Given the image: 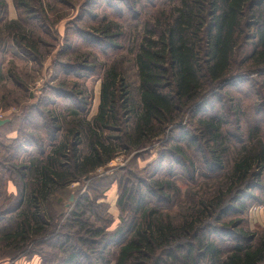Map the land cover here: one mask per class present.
Returning a JSON list of instances; mask_svg holds the SVG:
<instances>
[{"label":"trees","instance_id":"obj_1","mask_svg":"<svg viewBox=\"0 0 264 264\" xmlns=\"http://www.w3.org/2000/svg\"><path fill=\"white\" fill-rule=\"evenodd\" d=\"M34 1L15 5L30 14L34 2L45 15L43 0ZM73 1L58 3L71 10L80 4L76 18L90 12L92 0ZM103 7L109 13L91 34L102 56L105 47L118 51L130 43L137 99L122 93L124 71L113 62L90 122L74 119L86 113L85 103L68 105L71 128L61 141L60 118L53 115L45 114L38 128L45 137L21 141L17 132L13 161L19 152L24 157L0 164L17 191L11 204L0 202V245L14 255L7 257L31 260L45 245L60 257L43 264H264V229L251 232L247 220L251 207L264 203V0H104ZM143 19L142 33L132 39L124 24L136 22L135 30ZM224 88L236 96L221 97ZM82 136L87 153L80 149ZM154 143L163 150L147 176L117 181L118 226L109 229L114 220L106 206L84 194L61 227L68 233H55L48 215L55 195L120 152L138 156ZM198 177L214 180L210 196L194 191ZM175 180L191 185L183 197ZM4 187L0 179V195ZM176 202L174 217L165 211ZM97 208L105 210L103 217Z\"/></svg>","mask_w":264,"mask_h":264},{"label":"rangeland","instance_id":"obj_2","mask_svg":"<svg viewBox=\"0 0 264 264\" xmlns=\"http://www.w3.org/2000/svg\"><path fill=\"white\" fill-rule=\"evenodd\" d=\"M16 1L0 0V121H10L12 125L8 124L13 126L11 128H15L17 132L20 131L21 141H28L31 137L32 139L33 137L34 139L45 137L44 132L38 129L45 123V114L60 118L61 141L68 129L71 128L72 116L69 106L83 107L85 103L86 113L80 110L78 117L74 119H84V121L90 122L98 111L105 70L109 69L113 62L121 64L124 71L122 93L128 92L130 97L137 99L138 79L133 64L134 52H127L130 43H126V46L122 44L124 48L118 51L105 47V56H102L97 48L99 44L91 34L90 27L99 25L102 17L109 13L107 8L103 7L104 0H92L89 5L86 4L90 14L81 17L82 19L76 18L80 4L71 10L58 3L60 0H43L46 11V14L43 15L34 0L32 8L36 12L30 14H24L18 10L15 5ZM79 1L74 0L73 3H80ZM46 16L47 21L45 20ZM148 17V14H145V19ZM145 19L141 24H137L138 27L135 30L131 25L136 22L124 24L127 31H132V39L137 33H142ZM13 22H16L19 29H14ZM86 33L91 37L82 35ZM23 35H25L24 42L21 41ZM29 45L32 47L27 50ZM244 87L245 85H242V89ZM59 88L64 90L60 91ZM222 90L221 97L236 96L235 91L231 88ZM72 92L79 95L74 96ZM80 100L83 103H79ZM217 100L218 98L212 102L216 107L218 106ZM188 124V121L184 120L182 126L185 131L190 132ZM8 128L11 129L10 127L6 129ZM82 139L80 149L83 153H87L84 136ZM162 146L160 143H154L142 150L143 153L138 156L135 153L126 156L120 152L113 161L96 170L87 179L83 178L82 181L71 184L65 191L55 195L48 209L52 226L56 227L55 233H68L67 229H61V227L67 223V216L84 194H88L91 198L97 197L96 200H98L95 201L97 206H106L107 213L114 220L113 226L109 229L113 230L118 226L120 216L116 209V201L121 195L117 184L119 177L133 174L137 178H145L150 169L154 167L153 164L159 158V154L162 153ZM13 147L12 141L0 136V164L15 165L21 161L24 157L23 152H19L13 161ZM200 152L204 155L205 148L200 149ZM3 159L8 162H4ZM175 169L177 170V168ZM0 179L6 184V187L2 189L0 202L11 204L17 197L16 188L11 182L7 184L8 176L6 174H0ZM218 179L222 180L223 178L219 177ZM175 181L183 197L187 186L191 187V185L185 181ZM197 181H199L197 186L192 187L201 197L210 196L217 186L214 180L204 181L202 177H198ZM102 193L103 198L99 197ZM179 199L183 200L181 197ZM176 206L177 202L175 207L167 209L165 212L174 217L177 216ZM254 207H251L248 216ZM95 211L102 217L104 216L103 208H97ZM87 220L94 227H102V224L97 223L91 216H87ZM0 248V264H28L32 261V264H43L54 257L57 259L60 257V254L49 246L42 245L37 248L42 253L37 252V255L33 257L36 259L29 260L22 256L11 260L12 258L7 256L14 257V255L9 250L3 249L2 245Z\"/></svg>","mask_w":264,"mask_h":264},{"label":"crops","instance_id":"obj_3","mask_svg":"<svg viewBox=\"0 0 264 264\" xmlns=\"http://www.w3.org/2000/svg\"><path fill=\"white\" fill-rule=\"evenodd\" d=\"M8 123H10V121ZM8 123L0 127V136L6 140L13 141L17 137V130L15 128L12 129L11 127L13 126H10ZM7 127H10L11 129H6ZM255 208L256 209L253 210L251 214L249 213L247 220L251 232L261 233V231L264 229V203L261 206ZM32 262H28V264H32Z\"/></svg>","mask_w":264,"mask_h":264},{"label":"water","instance_id":"obj_4","mask_svg":"<svg viewBox=\"0 0 264 264\" xmlns=\"http://www.w3.org/2000/svg\"><path fill=\"white\" fill-rule=\"evenodd\" d=\"M9 121L8 120H5V121H0V127L6 123H8Z\"/></svg>","mask_w":264,"mask_h":264},{"label":"built area","instance_id":"obj_5","mask_svg":"<svg viewBox=\"0 0 264 264\" xmlns=\"http://www.w3.org/2000/svg\"><path fill=\"white\" fill-rule=\"evenodd\" d=\"M255 209H256V208L254 207V208L252 209V211L255 210Z\"/></svg>","mask_w":264,"mask_h":264}]
</instances>
